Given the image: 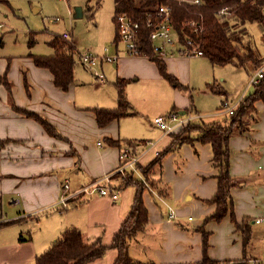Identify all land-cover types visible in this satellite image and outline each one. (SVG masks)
<instances>
[{"label":"crops","instance_id":"1","mask_svg":"<svg viewBox=\"0 0 264 264\" xmlns=\"http://www.w3.org/2000/svg\"><path fill=\"white\" fill-rule=\"evenodd\" d=\"M114 43L113 54H118L119 60L106 69L100 61L97 71L79 60L91 73L84 75L75 69V80L67 90L54 83L49 68L35 64L30 53L41 52H0V74H7L12 96L0 84V221L18 219L24 224L18 229H6L15 223L0 227V264H34L36 255L72 225L81 228L86 241L101 237L109 246L104 256L89 264H113L118 249L111 243L130 212L135 188H121L118 198L112 199L91 187L121 164L122 149L107 139L145 140L146 144H138V156L147 164L173 139V132L165 133L153 123L155 116L175 108L178 114H186L185 108H189L195 119H205L208 116L198 104L204 103L203 96L221 109L225 101L229 102L228 96L207 88V83L214 81L223 85L224 78L219 80L215 71L219 65H213L203 54L163 57L169 73L188 87L181 89L161 75L154 60L131 56L124 44L119 48L120 40ZM100 72L104 79L98 78ZM244 74L236 75L243 76H239L231 105L237 106L252 89L247 84L252 74ZM120 77L128 79L126 92L137 113L100 126L94 109L117 105L115 81ZM12 102L45 116L69 141L51 136L36 119L17 111ZM255 105L258 121L250 130L230 137L235 215L239 223L249 222L251 235L245 243L229 215L221 221H209L206 229L210 231L209 255L213 260L249 262L264 257V102L258 100ZM72 147L75 152H70ZM212 155L211 145L200 141L184 143L165 155L162 171L155 177L168 183L169 189L164 194L154 189L144 192L149 221L129 247L136 261L197 264L202 259L203 234L198 227L216 209V203L206 201L218 187ZM66 180L69 190L62 188ZM118 183L111 178L109 184ZM63 193L68 194L67 204L58 209ZM74 201L80 203L73 205ZM4 204L5 214L1 210ZM45 210L47 213L40 216ZM259 218L262 221L257 222ZM21 235L23 240H19Z\"/></svg>","mask_w":264,"mask_h":264},{"label":"trees","instance_id":"2","mask_svg":"<svg viewBox=\"0 0 264 264\" xmlns=\"http://www.w3.org/2000/svg\"><path fill=\"white\" fill-rule=\"evenodd\" d=\"M4 1L9 2V0ZM90 1L92 0H87V6L91 8L93 5H89ZM95 1L96 5L100 4V0ZM161 6H169L171 9V23L178 34L179 42L186 44L187 40H191L213 65L233 64L237 67H245L247 63H252L254 70H257L264 63L263 51L252 45L249 32L245 28L248 23L255 22L260 25L264 33V0H200V2L193 0H115L113 41L117 43L120 40V15H126L132 21L139 22L140 26L137 32L149 54V58L157 63L161 75L174 86L188 89L175 75L169 73L164 58L156 54L149 36L155 22L160 19L159 8ZM93 10L91 9V11ZM150 22H153V25H150ZM49 42L53 47V53H30V55L37 66L51 70L54 83L58 87L67 90L75 80L77 61L80 60L81 56L80 50L70 37L66 38L62 33L54 34ZM3 43V38L0 36V46ZM127 83L128 79L123 77L115 81L117 87V105L115 107H96L94 109L100 126H104L114 119L137 113L136 108L128 98ZM0 84L7 88L9 96L12 97L11 83L6 73L0 74ZM207 88L213 93L228 96V91L219 82H209ZM258 100H264V79L252 86V89L238 102L233 113H228L230 115L229 120L227 117L225 121L205 120L202 117L193 119L172 133L171 143L159 151L151 161L142 164L138 160L135 163L139 174L133 170H127L124 176L119 173L113 176V179L119 181L117 185H113L115 188L121 189L128 186L135 188L130 212L120 229L115 233L111 243L118 249L113 264H160L154 261H136L129 250L130 241L144 229L149 221L144 192L154 189L159 194L166 193L169 184L163 183L161 178L155 177L157 171H162L165 155L184 143L194 144L196 141L211 145L212 158L217 167L215 176L218 180L216 192L211 198L206 199L209 203H216V209L207 215L204 223L198 227L203 234V257L197 264H217L220 262V260L211 259L209 255L210 231L206 229V225L211 220L221 221L229 215L231 220L235 222L237 229L243 233L245 243L247 242L251 235L250 224L246 220L243 223L238 222L232 198V189L236 185V181L230 169L232 153L230 137L250 130L252 123L258 121V111L255 105ZM12 104L17 111L36 119L51 136L69 141L45 116L19 107L13 102ZM185 110L188 113L190 111L189 108H185ZM172 112L177 113L176 108ZM107 142L120 146L122 153H125L121 163L139 155V143L146 144L143 139L127 138H108ZM70 152H75V148L72 147ZM79 203L72 202L73 205ZM65 204L67 203H62L61 208L58 209H64ZM14 221H18V219L2 221L0 227ZM19 240H23V235L20 236ZM108 247L103 243L101 237H97L93 241H86L81 228L72 225L66 227L46 250L36 255L34 264H89L104 256ZM235 263L244 264L247 262L240 259L235 260Z\"/></svg>","mask_w":264,"mask_h":264},{"label":"rangeland","instance_id":"3","mask_svg":"<svg viewBox=\"0 0 264 264\" xmlns=\"http://www.w3.org/2000/svg\"><path fill=\"white\" fill-rule=\"evenodd\" d=\"M95 2V0L89 2V5H93V7L90 8L87 6V0H9V2L0 0V23L3 25V27H0V36H2L4 42V45L0 46V52H9L10 50L27 52L29 50H36L42 54H48L53 52V47L49 41L54 34H61L67 31L70 33V38L77 42L81 54L88 51L95 54H103L105 52V47H108V55L113 54L116 47V44L113 42L115 32L113 23L115 0H100L99 5H96ZM80 8H82V14L78 15L77 9ZM91 9L94 10L91 11ZM56 17H58L59 20L56 21ZM245 28L249 32V38L251 39L252 45L264 53V33L262 32L260 25L253 22L248 23ZM121 47H123V43L119 44V48ZM76 58L78 59L77 56ZM80 61L78 59L76 71L84 75H89L91 71L85 69L80 64ZM103 63L106 69V67L112 62L104 61ZM99 65L100 63L94 66L92 70H99ZM237 69L238 68H235L233 64H225L219 65L215 70L219 76V80L224 78L223 86L225 89L227 88L226 90L228 91L229 98L228 103L230 105L235 101L233 98H235L234 96L238 89L237 84L240 80L239 76H243L239 75L237 77L236 75H238L239 72H242L245 73L244 75H246V77H249L256 71L254 70L252 63H247V65L241 67L240 70ZM251 77L248 78L247 84H249ZM194 93L197 96L200 95L199 89H196ZM201 101L204 103L198 102L200 106L199 109L208 116L205 120H213L216 118L225 121L226 117L228 120L230 119V115H228L223 108H218L215 105L216 103H212L209 99H206L205 96H203ZM261 101L264 102V100ZM204 104L206 108L204 107ZM161 110L159 112H161ZM121 165L122 164H120V166ZM120 166L116 171L111 174H106L102 179L107 176L110 177L109 179H113V176L118 173L123 176L126 175V171H120ZM66 184L70 187L69 181L66 180L62 184V188L69 190V188H65ZM65 195L66 194L64 193L61 195L59 204H62L61 201ZM6 205L7 204H4V207L1 209L4 214L6 213ZM46 213L45 210L40 216H43ZM11 224L14 225L9 226V228L6 229H18L21 225H24L21 220ZM19 235L20 232H18V236ZM8 236L10 237V235ZM15 236L16 233L14 234V238Z\"/></svg>","mask_w":264,"mask_h":264},{"label":"built area","instance_id":"4","mask_svg":"<svg viewBox=\"0 0 264 264\" xmlns=\"http://www.w3.org/2000/svg\"><path fill=\"white\" fill-rule=\"evenodd\" d=\"M195 2H200V0H194ZM159 16L160 19L155 22L153 30L150 32V41L153 45V49L156 54L161 55L162 57H166L168 55H173L175 53H181L186 56L191 55H202V50L194 45L191 40H187L186 44H181L179 42L178 34L171 23V9L169 6H161L159 8ZM55 20H59L58 17ZM153 25V22L149 23ZM2 24H0V27ZM140 24L137 21H132L126 15L119 16V29H120V42L124 44L125 51L127 54L131 56H145L149 58V54L147 50H145L143 46V42L141 41L137 29ZM63 36L66 38L70 37V33L65 31L63 32ZM108 47H105V52L103 54L92 53L90 51L84 52L80 56V60L82 63L89 67L93 68L100 61H109L115 63L119 60L118 54H109L108 55ZM98 77L103 79L104 73H98ZM264 78V64L261 65L252 75L251 80L249 82V88L254 84L259 83L261 79ZM240 102V101H239ZM236 106L230 105L228 101L223 103V110L227 113L231 114L234 112ZM196 115L193 116L191 113L186 114H178L176 112H171L167 114H160L153 118V123L163 129L165 132H175L184 124L190 122L195 119ZM101 145V142L98 143ZM125 153L121 154V159L124 157ZM139 160V156L133 157L131 160L121 163L120 171L125 172L127 170H133L137 174H139L138 169L135 166V163ZM264 171V170H263ZM110 177L107 176L96 183H93L91 187L98 188L102 194L109 195L112 199H117L119 196V189L112 186L110 183ZM103 182L107 184L102 185ZM101 183V184H100ZM65 188H69V185L66 184ZM88 187H85L86 190ZM67 195L61 201L62 203H66ZM170 216L173 217L175 215L174 210L171 209ZM192 219V217H190ZM257 222L262 221V218L256 220ZM1 222V221H0ZM217 264H236L235 261L228 260H220ZM244 264H264V257L258 259H252Z\"/></svg>","mask_w":264,"mask_h":264},{"label":"water","instance_id":"5","mask_svg":"<svg viewBox=\"0 0 264 264\" xmlns=\"http://www.w3.org/2000/svg\"><path fill=\"white\" fill-rule=\"evenodd\" d=\"M81 9H82V8H80V9H77V14H78V15H81V14H82V11H81ZM184 113H185V111H184Z\"/></svg>","mask_w":264,"mask_h":264},{"label":"bare ground","instance_id":"6","mask_svg":"<svg viewBox=\"0 0 264 264\" xmlns=\"http://www.w3.org/2000/svg\"><path fill=\"white\" fill-rule=\"evenodd\" d=\"M261 66V65H260ZM99 78V77H98ZM256 87V86H255ZM223 108V107H222ZM188 112V111H187ZM204 122V121H203ZM127 145V144H126ZM149 146V145H148ZM139 166V165H138ZM147 186V185H146ZM153 188V187H152ZM151 191V190H150Z\"/></svg>","mask_w":264,"mask_h":264}]
</instances>
